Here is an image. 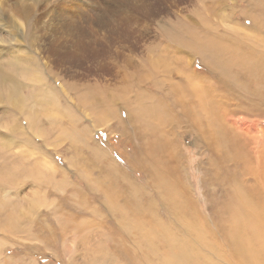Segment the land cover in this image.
I'll return each instance as SVG.
<instances>
[{
    "label": "rangeland",
    "instance_id": "1",
    "mask_svg": "<svg viewBox=\"0 0 264 264\" xmlns=\"http://www.w3.org/2000/svg\"><path fill=\"white\" fill-rule=\"evenodd\" d=\"M262 62L264 0H0V264H157L129 201L229 254L264 206Z\"/></svg>",
    "mask_w": 264,
    "mask_h": 264
},
{
    "label": "bare ground",
    "instance_id": "2",
    "mask_svg": "<svg viewBox=\"0 0 264 264\" xmlns=\"http://www.w3.org/2000/svg\"><path fill=\"white\" fill-rule=\"evenodd\" d=\"M223 15L225 17V14H223ZM182 45H180V46H182ZM203 45H204L205 50L202 51V49H203L202 46H201L202 48H200V50L202 52V56L205 55V58L209 54L206 52L213 53V50H214V51L219 52V54L215 53L218 55H221V53L225 52V50H219V47L216 45H215L216 47L214 48L213 47L214 43L210 42L208 39L206 40V43H203ZM209 49H211V51ZM261 65H264L263 62ZM157 66L158 65L155 64V67H157ZM4 78H6V77H4ZM31 78H32V76H31ZM35 79H37V77ZM191 79H193V78H191ZM3 81H5V80H3ZM33 81H34V79H33ZM37 81H38V79H37ZM41 86H42V84H41ZM13 88H15V87H13ZM195 90H197V88ZM205 94H206V92H205ZM44 97L48 98V96H44ZM12 101H13V104L15 106L18 105L17 98L13 97ZM18 101H19V99H18ZM196 101H198V100H196ZM19 102H21V101H19ZM203 104L204 103L201 104V107L203 109V111H201V113H202L201 116L199 115V113H200V111H199L198 113L194 114L195 115L194 117H196V118L198 117L200 119L203 116L211 117L210 116V113H211L210 107L211 106L206 105V104H208L207 102H205V107H203L204 106ZM21 108H23V107H21ZM198 109H199V107H198ZM20 110L22 111V109H20ZM226 111L227 110H225L226 116H223L225 118L223 121H225V122H226V117H227ZM26 112H28V110ZM231 115H230L231 124L236 128H240L239 123L236 121H233L234 119H232ZM191 116H193V115H191ZM28 120L30 121L29 123L32 124L33 119L29 118ZM208 120H209V118H208ZM210 120H211V118H210ZM238 131H242V130L238 129ZM250 197L252 198V195H249V196L246 195L247 200ZM170 198H172V197H170ZM174 198H175V195H174ZM241 198H239V200L241 199L242 202L236 204L237 207H235V208L236 209L238 208L237 210H235L236 213L233 212V215L231 216L232 223L229 225L230 227L228 226V228H225L223 230L224 233H222V235L226 239L225 243H226L227 249L230 248L229 254L228 253L226 254L227 250L222 249L220 247V245L216 246L212 241L210 244H208L209 248H207V245L204 242L205 240H203L204 236L201 235L202 228L196 227L195 225H197V224L194 223L191 225L189 224V226H190L189 231L191 232V235L193 238V239L192 238L191 239L194 240V242L199 243L197 245V247H199L201 249H208L209 251L208 250L207 251L209 253L207 252L206 254H204L203 252H199V249H197V251H198L197 252L195 250V248L193 247L192 251L190 250L192 255L188 256L190 253H189V251L186 252V250L190 248L189 247L190 245L188 246V244L186 243L187 245H185L183 247V245L181 244V241L177 240V237H176V239H172L171 236L167 234V232H168L167 228H165L163 226V223L161 221H159L158 219H155V218H153L152 220L149 219L148 220L149 222H148L142 217V215H144V212L146 210L150 211L152 204H150V207L148 209L143 210L140 207L141 204L139 205V202H138V208L140 210H137V208L135 206L136 202H130L129 201L128 203H125L120 208L111 209V211H113V213H115V214H120V216L122 218V223L125 225V227L128 230L131 231L132 229H134L136 232L141 233V235L143 237V242L147 243V245L149 247V252L153 254L152 257H155L158 260V262L156 261L157 264H200L201 263L200 259H203L204 264H220V263L229 264V257L231 259H232V257L235 259L234 261H230L231 264H241L243 262L246 264H264V206H262V204L255 205L252 203H248V202H246L247 200L245 201V198L244 199H243V197H241ZM235 199H236V197H235ZM180 210H181V208H180ZM227 216H228V214H227ZM227 216H226V218H227ZM184 218L186 221L192 222L191 219H193V216H187L185 214ZM257 221H259V222H257ZM257 223L259 224V227H257ZM201 225H202V223H201ZM121 231H123V229H121ZM123 233H124L123 236L122 235L121 236L123 238H127L126 233L124 231H123ZM196 235L198 238H195ZM199 241H202L203 243L199 242ZM184 244H185V242H184ZM216 244H217V242H216ZM191 248H192V246H191ZM262 255H263V257H262ZM209 256H211L212 258L210 259ZM206 258H208V259L206 260ZM216 258L218 259V262H215L212 260V259L215 260Z\"/></svg>",
    "mask_w": 264,
    "mask_h": 264
}]
</instances>
